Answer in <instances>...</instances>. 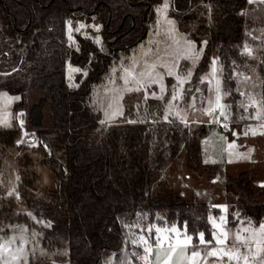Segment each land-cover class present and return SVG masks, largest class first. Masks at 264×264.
Masks as SVG:
<instances>
[{"label": "trees", "instance_id": "trees-1", "mask_svg": "<svg viewBox=\"0 0 264 264\" xmlns=\"http://www.w3.org/2000/svg\"><path fill=\"white\" fill-rule=\"evenodd\" d=\"M161 1L0 0V72H9L0 81V90L18 94L12 111L23 109L26 127L48 147L42 148L44 164L52 169L55 184L38 189L19 173L18 196L36 218L42 244L63 251L54 253V259H68L70 264H139L143 247L132 234L138 224L141 228L176 224L193 242L198 232L211 240L209 216L217 214V206L187 200L166 181L153 188L151 180L168 158L176 156L180 144L190 170L213 172L214 167L199 161L196 137L176 118L152 119L150 107H128L116 122L104 125L91 102L92 83L102 81L116 56L145 37L154 23L149 14ZM205 1L210 18L197 27L207 37L202 63L209 51H216L235 118L239 94L231 77L234 67L256 66L264 97L262 52L252 61L241 49L243 41L248 43L243 28L252 29L262 20L253 22L241 15L247 0ZM168 2L172 17L185 29L193 1ZM191 37L196 41L195 34ZM66 63L78 70L72 79ZM26 84L44 91L43 98L25 104ZM47 105L50 122L45 123ZM15 124L0 127V154L7 147L21 146L15 143L19 133ZM221 175L228 221L246 217L258 223L264 216V189L254 182L250 170ZM17 220L32 219L15 210L0 185V229ZM153 241L154 237L149 240ZM40 260L53 264L48 257Z\"/></svg>", "mask_w": 264, "mask_h": 264}, {"label": "rangeland", "instance_id": "rangeland-1", "mask_svg": "<svg viewBox=\"0 0 264 264\" xmlns=\"http://www.w3.org/2000/svg\"><path fill=\"white\" fill-rule=\"evenodd\" d=\"M192 8L188 11L186 18L187 26L185 29L179 26V22L171 15L170 6L158 14L157 9H164L165 3H169L168 0L158 2L153 7V12L149 14V19H154L153 26L146 31L145 37L138 42L134 48L118 54L114 59V62L108 66V72L104 76L103 80H97L92 83L91 87V102L94 103L95 108L99 111L98 121L101 123L104 121V125L114 123L122 115L113 116L115 112V105L118 97L122 96L123 99L119 100V106L124 114L125 109L128 107L135 109L150 107L153 114L150 116L152 119L161 117L165 119V114L168 111V102L170 99L172 85L176 84V76L179 75L184 78H188V73H191L190 82L185 84L184 87H190L192 91L185 92L184 98L175 102L173 107V115H169L168 118H173L176 113L179 116L176 119L181 122L179 117H186L187 123L181 122L197 139L198 146L200 147L199 161L202 164L210 165L215 170L209 174L198 173L197 171L190 170L186 164H184L183 153L184 148L180 144L177 148L176 156L168 158L159 171H155L151 180L153 182V188H156V183L160 181H166L170 187L182 194L187 200H201L208 204L217 206V214L210 213L211 217L216 219L217 223H220V217L224 216L227 219V231L231 240L235 239L238 230H241L242 236L247 239L252 236V239L247 244H240L233 246L232 243L227 249L233 253L239 252L242 256H247L245 261L243 258L229 261L227 255H224L223 261L219 259L222 252L218 253L217 257L207 256V252L211 251L213 247L220 249L221 246L215 243L213 239V228L210 223L211 229V241L212 246L199 244V233H197V240L192 242L193 246L187 248L186 252L182 250V245L179 241L184 237L178 235L175 232H170L173 245H177V251L170 253L167 243L165 242L162 248L156 246L154 232V241L149 242L153 246V253L149 256L148 260L142 259L146 253L144 252L145 245L141 241V237L148 236V225L144 228L138 224L132 227V234L134 240H138L143 247V250L138 254L139 264H264V234L259 233V226L264 225V216L259 219L258 223L251 226H246L242 223H232L228 221L227 212V198L223 189V180L221 173L228 172L234 174L239 170H242L246 165H254L253 171L256 172L255 179L258 182L257 186L264 189V107L261 106V101L264 97L261 96V81L257 74V67L249 64L247 68L241 69L234 67L232 69L231 77L235 82V91L239 94L236 100L237 109L235 114L229 112V118L226 120L229 122V129L227 131H220L217 127L218 123L209 122L210 117L204 114V108L207 107V100L210 95L214 99V94H210L208 89L210 85L205 82L201 83L202 78H207L210 75V69L213 59L218 61L217 67L221 68L217 53L215 50L209 51L207 59L202 63V57L204 55V46L207 41L206 35L197 32V27L201 24H206L209 21V4L205 0H192ZM170 5V3H169ZM241 15L250 21L262 20L258 22L256 26L249 29V37L259 40V47L253 49L250 44L243 41L241 47L243 52L248 47L252 49V56L249 59L252 61L258 60L259 56L256 55V51L259 48L262 50V65L264 69V0H247L246 4L242 8ZM173 22L169 25L168 21ZM159 21V23H158ZM152 23H150V26ZM174 29V31L170 30ZM244 29V28H243ZM89 35L92 30L87 28ZM242 33V32H241ZM195 34L196 41L191 37ZM88 35V33H85ZM243 36V33H242ZM245 38V36H243ZM112 40V39H110ZM109 40V41H110ZM186 42H191L196 49L198 58L185 57ZM135 64V71L137 73L145 71L149 65H155V73H159L163 76V83L167 92L164 99L149 98L145 101L144 97L146 92H155L157 95L160 93L159 85H152L151 88L143 89L139 92H126L124 91L130 85H125L121 79L123 70ZM171 68L176 75L169 76L168 69ZM76 67H72L68 63L65 65L66 74L72 79L76 71H73ZM6 73V74H5ZM9 72H0V81L5 79L4 76ZM221 79V75L218 77ZM213 85L215 81L212 82ZM201 89V92L197 93L196 89ZM25 104L37 101L43 98L44 91L37 90L31 85L25 86ZM223 91H225L223 89ZM243 93V95H241ZM0 96L13 98L10 103L0 99V127L13 126L15 124L16 112L12 111V102L19 98L18 94L9 93L5 90H0ZM196 97L195 107L193 111L189 105L193 102V97ZM201 101H204L202 104ZM160 107L157 110L158 104ZM222 103L228 105L226 96L222 100ZM113 107H109V105ZM252 107H248L249 105ZM242 105L244 107H242ZM247 108L248 110H242ZM261 112L260 119H256V113ZM219 114V113H218ZM48 105L43 109L44 122H50L49 120ZM25 120V118H24ZM224 121V120H223ZM27 126V124H26ZM202 129V131L200 130ZM249 129H255L256 135L249 133L244 135V132ZM235 133H240L239 136ZM19 133H16V140ZM232 143L236 147L231 151L228 149V145ZM10 146L5 148L4 153L0 154V185L4 188L6 194L11 198L13 207L24 213L30 222L23 220L8 221L5 223V230L0 229V236L11 238L16 237L17 242L12 245L13 250L22 247L24 250V259L29 263H42L41 258H52L54 253H61L63 251L46 248L41 242V230L35 224L36 218L33 216L31 210H29L25 201L21 200L18 196V188L16 185L19 173L23 176L31 179V184L36 188L41 189L45 187H53L54 174L51 168L44 164L45 152H43V146ZM23 171V173H22ZM212 174V175H211ZM226 209V211H224ZM209 216V217H210ZM13 222H17L18 226L13 227ZM46 223V222H45ZM175 228L182 230L176 224H170L167 226H157L161 229ZM243 228H250L251 231L243 232ZM21 231H27L28 235H22ZM253 232L257 235L253 236ZM188 234V233H187ZM164 238L167 234L163 231L160 233ZM190 235V234H188ZM191 236V235H190ZM21 238H23L21 240ZM194 251L201 253L200 258L196 261L190 259V255ZM258 253V254H257Z\"/></svg>", "mask_w": 264, "mask_h": 264}, {"label": "snow or ice", "instance_id": "snow-or-ice-1", "mask_svg": "<svg viewBox=\"0 0 264 264\" xmlns=\"http://www.w3.org/2000/svg\"><path fill=\"white\" fill-rule=\"evenodd\" d=\"M251 2V0H249ZM169 3H165L164 9L158 8L157 12L158 14H161L163 11H165L169 7ZM159 23V21H158ZM169 25H172L173 22L171 20L168 21ZM81 28L84 26L81 25ZM79 31V29H77ZM174 31V29L170 30ZM71 39V37H70ZM99 42V41H97ZM247 54H251L250 49H245ZM185 57H191V58H198V54L196 49L193 47L191 42H186V47H185ZM218 61L216 59H213L211 69H210V75L207 78H202L201 83L207 82L210 87L208 89L210 94H214V99L210 95L209 99L207 100V107L204 108V114L207 115L208 117L212 118L210 119L211 122L215 123H222L223 120H227L229 118V112L231 109V105H227L222 103V100L224 99L225 96L230 95V93H227L223 91V81L219 79L218 77L222 75L223 73V68H218L217 67ZM155 65H149L146 67L145 71L137 73L135 71V64L132 66L125 68L123 70V74L121 76V79L124 81L125 85H130L127 87L124 91L126 92H139L143 89H148L151 88L152 85H159L160 93L157 95V93L152 92V93H147L145 94V101H147L150 97L151 98H157V99H164L165 98V93L167 92V89L164 86L163 83V76L159 73H155L154 71ZM73 71H78L74 69ZM168 75H176L173 73L172 69H168ZM191 78V73H188V78L181 77L179 75L176 76V84L172 85V91L170 95V99L168 102V111L165 114V119L167 120L169 115H173V107L175 102L181 100L184 98V93L185 92H190L192 89L190 87L185 88L184 85L188 84L190 82ZM213 81H215V84L213 85ZM196 92L199 93L201 92V89L197 88ZM243 95V93H241ZM0 99L5 100L7 103H10L13 98H8L5 96H0ZM18 99V98H15ZM123 97L120 96L118 97L117 103L115 105V112H113V116L116 115H123L122 110L119 106V100H122ZM195 101L196 97H193V102L189 107L193 109V111L196 110L195 107ZM203 104L204 101H201ZM253 105H249L248 107H252ZM261 106L264 107V100L261 101ZM109 107H113V105H109ZM242 107H244L242 105ZM245 110H248L245 108ZM216 113H219V115H216ZM22 115V114H21ZM179 116V113H176V115L173 118H176ZM262 116L261 112L256 113V119H260ZM181 119V122L187 123L186 117H179ZM23 122H21L22 124ZM101 123H104L102 121ZM225 128H227V124L223 125ZM251 133L252 135H256V130L255 129H249L244 132V135H248ZM261 134H264V131L261 132ZM235 135L239 136L240 133H235ZM236 145L230 143L228 145L229 151H231L233 148H235ZM226 211V209H224ZM209 222L212 225L213 228V239L215 240V243L217 245H220V249H216L215 247L212 248L211 251L207 252V256L209 257H217L218 253L222 252L223 255L219 256V259L223 261L224 255H227L229 258V261L232 259L239 260L243 258L245 261H247L248 257L242 256L241 253L236 252L233 253L227 249V245L229 244L230 241V236L227 231V219L226 217L222 216L220 217V223L216 222V219L214 217H209ZM153 231H155V243L156 246L159 248H162L164 243L166 242L168 245V248L170 249V253H175L177 251V245L172 244L170 232H175L180 236H183L184 239L179 241V244L182 245V250L186 252L187 248L190 246H193V237L188 235L186 231H181L180 229L175 228L173 226L171 229H161L160 227L157 226H149L147 229L148 236L147 237H141V241L145 245L144 247V252L146 255L142 258L144 260H148L149 256L153 253V246L149 244V240L153 239ZM164 232L167 234L164 238L161 237L160 233ZM243 232H249L251 231L250 228H243ZM259 233L264 234V225L259 226ZM257 235V233L253 232V236ZM23 238H21L22 240ZM252 239V236L248 237L245 239L242 234L241 230H238L237 235L235 236V239L231 240V243L233 246H237L240 244H247L249 240ZM17 242L16 237H11V238H6L3 236H0V264H27V261L24 259V250L22 247L17 248L16 250H13L12 245ZM199 244L200 245H206V246H212L213 241L211 240H206L205 239V233L201 232L199 233ZM139 246V244L137 245ZM258 254V253H257ZM201 253L199 251H194L190 255V259L193 261H196L198 258H200Z\"/></svg>", "mask_w": 264, "mask_h": 264}, {"label": "water", "instance_id": "water-1", "mask_svg": "<svg viewBox=\"0 0 264 264\" xmlns=\"http://www.w3.org/2000/svg\"><path fill=\"white\" fill-rule=\"evenodd\" d=\"M24 114L25 112L23 109H19L16 111L15 121L19 129V135H18L19 138L15 141V143L22 144L25 146H37L39 144L43 146V148L48 150V147L46 146L45 142H43V140L37 136L36 132L33 129H29L26 127V121L24 120ZM21 122L23 123L21 124ZM45 222H49V219H46ZM50 261L53 264H70L68 259L57 260V259L51 258Z\"/></svg>", "mask_w": 264, "mask_h": 264}, {"label": "crops", "instance_id": "crops-1", "mask_svg": "<svg viewBox=\"0 0 264 264\" xmlns=\"http://www.w3.org/2000/svg\"><path fill=\"white\" fill-rule=\"evenodd\" d=\"M241 11H242V9L240 10V13H241ZM249 29H246V28H244L243 30H242V33H243V36H245L247 39H248V43L247 44H250L252 47H253V49H255L256 47H257V45H258V47H259V40L258 39H253V38H251V37H249ZM246 39V40H247ZM247 49H249L248 47H247ZM250 50H252V49H250ZM256 50V49H255ZM259 50H261L260 48H259ZM261 52H262V50H261ZM246 53V52H245ZM247 54V53H246ZM248 56H252V51H251V54L249 55V54H247ZM256 55H258V51H256ZM261 55H262V53H261ZM259 56V55H258ZM263 57V56H262ZM262 59V58H261ZM262 62H263V60H262ZM259 77V76H258ZM260 79V78H259ZM260 85H261V83H260ZM261 91V90H260ZM14 102V101H13ZM12 102V103H13ZM12 108V107H11ZM242 110H245L244 108L242 109ZM8 127H10V126H8ZM3 128H5V127H3ZM243 169H248V170H250V173H251V176H252V179H254V182L255 183H261V182H257L256 181V179H255V174L254 173H256V172H254L253 171V169H254V165H246V167H244ZM240 171V170H239ZM264 177V176H263ZM264 179V178H263ZM242 223L243 224V222H244V224H246V226H251V225H254L255 223H253L250 219H248V218H246V217H243V218H238V219H236L234 222H232V223ZM19 224H17V225H14V226H18ZM13 226V227H14ZM22 235H28L27 234V231L25 232V231H21L20 232ZM228 247H230V246H232L231 245V243L229 242V244L227 245ZM142 247V246H141Z\"/></svg>", "mask_w": 264, "mask_h": 264}, {"label": "built area", "instance_id": "built-area-1", "mask_svg": "<svg viewBox=\"0 0 264 264\" xmlns=\"http://www.w3.org/2000/svg\"><path fill=\"white\" fill-rule=\"evenodd\" d=\"M216 115H219V114L216 113ZM224 124H227V128H225V127L223 126ZM217 127H218V129H219L220 131H222V132L227 131V130L229 129V122L226 121V120H224V121H222V123H218V124H217ZM14 225H17V222H13V226H14Z\"/></svg>", "mask_w": 264, "mask_h": 264}]
</instances>
